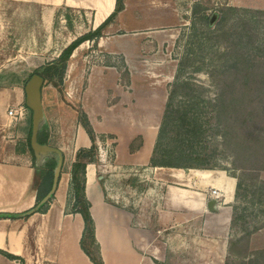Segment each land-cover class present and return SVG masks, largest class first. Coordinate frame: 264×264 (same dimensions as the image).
Segmentation results:
<instances>
[{"label": "rangeland", "instance_id": "374dc122", "mask_svg": "<svg viewBox=\"0 0 264 264\" xmlns=\"http://www.w3.org/2000/svg\"><path fill=\"white\" fill-rule=\"evenodd\" d=\"M128 2L131 17H139L141 23L131 24L130 17L118 33L119 47L125 53L112 54L85 42L70 58L63 82L44 87L49 146L64 149L67 165L74 159L95 163L108 202L133 209L131 175L136 170L124 164L129 148L139 150L144 137L157 136L158 140L164 132L159 164L152 165L150 160L153 170L142 172V179L154 184L164 168H171L168 163H190L236 179L229 261L264 264V99L258 97V88L264 89V66L250 85L253 94L242 96L236 89L243 88L239 82L224 93L226 106L220 101L222 88L210 76L214 67L223 69L235 63L220 53L232 52L236 38L243 35L245 45L255 53L256 28L264 33V17L260 25L246 27V18H223V9L264 11V0ZM93 27L91 11L0 0V161L25 154L31 118L25 105L27 82ZM84 97L90 118L83 109ZM237 98L243 102H235ZM21 108L26 109L24 118L9 117L11 109ZM185 115L196 117L199 134L180 143L177 131L188 121ZM88 120L103 133L95 135L99 145L75 153L79 128ZM86 246L94 254L90 239Z\"/></svg>", "mask_w": 264, "mask_h": 264}, {"label": "crops", "instance_id": "0c3cea01", "mask_svg": "<svg viewBox=\"0 0 264 264\" xmlns=\"http://www.w3.org/2000/svg\"><path fill=\"white\" fill-rule=\"evenodd\" d=\"M19 1L54 9L64 5L91 11L93 31L117 9V0ZM128 1L124 0V10L116 13L103 29L102 36L87 42L112 54L125 53L120 49L117 37L120 38L118 33L124 31L131 17ZM153 12L159 14L157 9ZM130 20L131 24L141 23L139 17ZM112 33L116 37H108ZM89 82L92 83V78ZM82 102L84 112L90 118L86 97ZM89 122L95 135L103 134L91 120ZM156 142L157 136L144 137L139 150L131 152L129 148L124 164L136 170L131 175L137 179L133 186V209L108 202L97 165L87 164L86 197L91 204L90 212L104 264H230L236 179L221 171L164 168L158 181L149 184L141 175L153 170L149 164ZM93 145L87 131L80 126L75 153ZM96 145H99L97 141ZM54 148L63 155L55 197L47 213H36L27 218L18 216L36 205L39 173L33 167L32 157L25 153L13 160L0 161V264H95L82 247L85 220L82 214L68 210L76 159L67 165L64 149ZM213 190L219 191L220 200L212 196ZM211 202H214L213 210L209 206ZM2 252L19 259L11 260Z\"/></svg>", "mask_w": 264, "mask_h": 264}, {"label": "trees", "instance_id": "16d2710c", "mask_svg": "<svg viewBox=\"0 0 264 264\" xmlns=\"http://www.w3.org/2000/svg\"><path fill=\"white\" fill-rule=\"evenodd\" d=\"M124 10V0H117V9L116 13L121 12ZM113 14L107 21H105L100 27H98L95 31H91L78 39H76L74 42H72L61 54L60 56L53 61L52 63H49L48 65L41 67L38 69L34 75H39L44 79V85L42 88V91L44 87H46L48 84H58L63 82L65 75L68 70V62L70 58L73 56L76 49H78L83 43L87 41L95 40L102 36L103 29L112 21L113 17L116 15ZM223 18H227L230 15H234L235 17H239L242 19H245L244 22L246 27L252 26V25H260L261 19L264 17V11H257V10H250V9H240L236 7H226L222 11ZM256 28V27H255ZM255 37L257 39V47L252 48L254 49L252 53L251 49L248 45H245L244 36H240L239 38H236L235 43L230 48L232 52H226V53H220V56L225 58V60H234L235 63H233L230 66L222 67L223 69L214 67L213 70H211V78L216 83L217 86H220L222 88V95L220 98L221 103L226 106L228 102V98L224 93H229L230 89H234L239 83H243V88L237 87L236 89L240 91V94L242 96L252 95L254 91L253 89H250V85L253 81H255L256 72L262 71L264 62H261L256 65V62L258 60H264V54L261 55V53L264 51V33L262 29L256 28L255 31ZM236 53H233L235 52ZM236 56V57H235ZM258 56V57H254ZM260 85H263L261 83ZM260 95L258 97H262L264 99V89L263 86L261 88H258ZM256 91V88H255ZM236 93V92H234ZM170 99L168 101L167 109L170 106ZM235 102L241 101L243 102V98H237L234 99ZM231 102V101H230ZM233 102V101H232ZM27 110L31 113V118L29 122V129H28V137L26 140L25 148L23 150L24 153H29L32 157L33 161V167L34 169L39 173V179H38V187H37V195H36V205L28 210L27 212L23 213L22 215H19L18 217L27 218L30 217L36 213H47L50 205L55 197V179H56V169L59 165V154L56 152H50V153H40L39 155L36 154L35 150L32 148L31 145V137H32V110L28 107V105L25 103ZM229 108V107H228ZM226 109V108H225ZM185 118L188 120L183 121L181 125H179L178 131H177V138L176 140L180 141V143L193 140V137L197 136L199 132L197 133L198 129V123L195 116H189L185 115ZM195 123V126H194ZM85 130L91 137V140L93 141V147L92 149L96 148V140H95V132L93 130V127L91 126L89 120L84 125ZM164 132H161L158 140L156 142V146L153 153L152 158V165H158L160 157V150L162 148V145L164 143ZM50 141V132L47 124L45 123V120L43 119L41 121L39 131H38V142L40 145H49ZM83 150V149H82ZM80 150L79 152H82ZM61 153V152H60ZM62 154V153H61ZM63 156V155H62ZM87 161H81L80 159L77 160L72 168V181L70 185V191H69V211L71 213H80L82 214L86 228L83 235L82 240V247L85 253L91 258V260L95 264H104L102 257H101V250L100 246L96 239V227L95 222L93 220V217L91 216L90 208L91 204L88 201L86 197V169H87ZM168 165L171 168H179L188 170L191 168L198 169L200 167L193 166L192 164H170ZM63 167V166H62ZM62 172V168H61ZM61 174V173H60ZM61 176V175H60ZM137 179L132 178L133 186L136 184ZM75 206L72 208V206ZM91 240V245L93 252L86 246L87 240ZM6 257H8L11 260H18L19 258L10 255L8 253L2 252ZM23 262V261H22Z\"/></svg>", "mask_w": 264, "mask_h": 264}, {"label": "water", "instance_id": "95a60500", "mask_svg": "<svg viewBox=\"0 0 264 264\" xmlns=\"http://www.w3.org/2000/svg\"><path fill=\"white\" fill-rule=\"evenodd\" d=\"M44 85V79L39 75H33L31 79L27 82L24 87L25 95H26V104L32 110V137H31V145L35 150L36 154L40 153H50L56 152L59 154L60 160L58 168L56 169V179L54 190L56 191L59 179L61 168L63 166V156L60 151L54 147L49 145H40L38 142V131L41 124V121L44 119L43 114V106H42V88ZM214 202L210 203V208L213 210Z\"/></svg>", "mask_w": 264, "mask_h": 264}, {"label": "built area", "instance_id": "2783aa9c", "mask_svg": "<svg viewBox=\"0 0 264 264\" xmlns=\"http://www.w3.org/2000/svg\"><path fill=\"white\" fill-rule=\"evenodd\" d=\"M26 115V109L21 108L20 111L15 110V109H11V111L9 112V117L14 118V119H18L20 117L24 118V116ZM212 196L216 197L218 200L221 199V194L219 193L218 190H213L212 191Z\"/></svg>", "mask_w": 264, "mask_h": 264}]
</instances>
